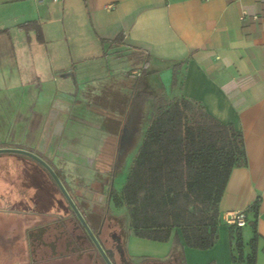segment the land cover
<instances>
[{"label": "crops", "instance_id": "crops-1", "mask_svg": "<svg viewBox=\"0 0 264 264\" xmlns=\"http://www.w3.org/2000/svg\"><path fill=\"white\" fill-rule=\"evenodd\" d=\"M26 22L39 25L41 41ZM111 56L126 68L121 82L108 77L103 87L111 70L100 62ZM144 94L185 96L243 138L246 164L228 176L215 244L184 246L182 257L174 256L178 264H250L232 261L237 254L223 219L256 199L251 264H264V0H0V147L26 149L54 165L86 213H103L108 203L116 215L111 189L119 193L125 180L116 189L114 173L135 139ZM2 156L0 167H17ZM38 180L47 181L41 172ZM47 192L58 200L55 190ZM252 236L249 224L242 227L243 258ZM132 239L135 258L172 256V238Z\"/></svg>", "mask_w": 264, "mask_h": 264}, {"label": "trees", "instance_id": "trees-1", "mask_svg": "<svg viewBox=\"0 0 264 264\" xmlns=\"http://www.w3.org/2000/svg\"><path fill=\"white\" fill-rule=\"evenodd\" d=\"M22 26L34 28L41 41L38 24L26 22ZM120 41L118 35L114 42ZM171 84L176 85L175 69ZM139 97L140 103L152 101L151 113L120 192L111 189L113 202L126 206L135 237L155 242L172 238V256L182 257L184 246L208 249L217 239L218 202L230 171L246 164L242 134L185 96ZM249 212L254 217H247L253 236L246 258L242 256V227L227 226L237 254L232 255V261L251 264L259 236L255 224L258 199L246 210V216Z\"/></svg>", "mask_w": 264, "mask_h": 264}, {"label": "flooded vegetation", "instance_id": "flooded-vegetation-1", "mask_svg": "<svg viewBox=\"0 0 264 264\" xmlns=\"http://www.w3.org/2000/svg\"><path fill=\"white\" fill-rule=\"evenodd\" d=\"M38 168L0 167V264H178L174 256L133 257L134 235L109 204L103 213H86L51 167L85 227L49 173ZM40 172L47 181L38 180ZM45 190L57 191L58 200L50 192L40 196Z\"/></svg>", "mask_w": 264, "mask_h": 264}, {"label": "rangeland", "instance_id": "rangeland-1", "mask_svg": "<svg viewBox=\"0 0 264 264\" xmlns=\"http://www.w3.org/2000/svg\"><path fill=\"white\" fill-rule=\"evenodd\" d=\"M103 64L104 67V71L106 70L107 72V67L110 68L111 73L102 75V86L103 87H109L110 84V80L108 77L112 78V82H121V79H123V70H125L126 66L125 65V61H120V60H115L114 58L111 57H107L106 59L103 58L100 62V64ZM108 63V64H107ZM99 62H98V66L97 68L99 69ZM122 75V76H121ZM152 101H145L143 107H142V116L141 119L139 121L140 125L139 128L137 130V133L135 134V139H132L131 145L129 146V148L127 149L126 153L121 154L118 159V165L121 163L122 159V165L117 169V171L114 173V186L116 189H120L122 186L123 181L125 180V177L128 173L129 167L132 163V160L138 150L139 144L141 142V138H142V131L143 129H146L147 123H148V115H149V110L151 108ZM139 117L136 119L138 120ZM136 124V123H135ZM3 159H6V162H8V164H10V166H17V167H38L37 165L34 164V162L32 161H22L20 160V158H18L17 155L15 154H3V156L1 157ZM39 165V164H38ZM9 166V165H8ZM51 166V165H50ZM41 167V166H39ZM51 167H55L54 165H52ZM55 196H59L58 192L56 191ZM115 205V204H114ZM116 206V205H115ZM117 209H114L116 212V215L119 216V218H121V220L124 222V224L126 225L125 227H129L128 225V214H127V208L125 205H117L116 206Z\"/></svg>", "mask_w": 264, "mask_h": 264}, {"label": "water", "instance_id": "water-1", "mask_svg": "<svg viewBox=\"0 0 264 264\" xmlns=\"http://www.w3.org/2000/svg\"><path fill=\"white\" fill-rule=\"evenodd\" d=\"M4 153H13V154H18V155L30 158V159L36 161L41 167H43L49 173V175L53 179V181L56 184V186L58 187V189L64 195V197L67 200V202H68L69 206L71 207V209L76 213V215L79 217V219L81 220L83 225L86 227V224L84 223V221L80 217L76 207L74 206V204H73L72 200L70 199L68 193L64 189L60 179L58 178L56 173L53 171L51 166L45 160H43L38 154H36V153H34L32 151L26 150V149H21V148L0 147V155L4 154Z\"/></svg>", "mask_w": 264, "mask_h": 264}, {"label": "built area", "instance_id": "built-area-1", "mask_svg": "<svg viewBox=\"0 0 264 264\" xmlns=\"http://www.w3.org/2000/svg\"><path fill=\"white\" fill-rule=\"evenodd\" d=\"M56 1V0H53ZM138 72H131V76L137 75ZM225 225H234L237 227H244L247 224V216L245 211H236L229 213L223 219Z\"/></svg>", "mask_w": 264, "mask_h": 264}]
</instances>
